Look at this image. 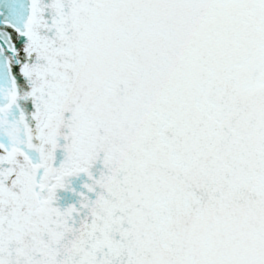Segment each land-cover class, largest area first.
I'll return each instance as SVG.
<instances>
[{
  "label": "snow or ice",
  "instance_id": "1",
  "mask_svg": "<svg viewBox=\"0 0 264 264\" xmlns=\"http://www.w3.org/2000/svg\"><path fill=\"white\" fill-rule=\"evenodd\" d=\"M0 264H264V0H0Z\"/></svg>",
  "mask_w": 264,
  "mask_h": 264
}]
</instances>
